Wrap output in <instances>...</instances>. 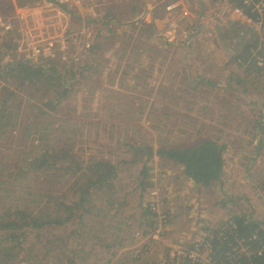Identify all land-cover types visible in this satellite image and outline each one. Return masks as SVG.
<instances>
[{
    "label": "rangeland",
    "instance_id": "1",
    "mask_svg": "<svg viewBox=\"0 0 264 264\" xmlns=\"http://www.w3.org/2000/svg\"><path fill=\"white\" fill-rule=\"evenodd\" d=\"M14 1L18 5L19 0ZM172 1L176 0L160 3L165 6ZM177 1L172 20L157 28L161 34L156 36V43L150 40V29L138 22L141 17L136 20L146 12L141 8L134 23L123 19L120 26L110 25L112 32L101 29L97 39V28L101 26L86 22L91 10L73 9L71 13L60 8L58 14L53 6L48 7L51 2L47 0L30 3L36 7L33 18L21 24L20 34L30 37L31 42L20 44L19 51L34 59L42 53L59 54L70 64L79 57L85 59L84 49L95 40L98 42L99 49L93 51L88 67L81 71L85 74L80 78L81 89L73 96L71 118L77 125V146L85 156H100L117 163L131 159L129 147L134 145L183 148L210 139L226 146L224 174L209 187L195 185L180 165L154 157L147 161L153 187L141 195L135 177L145 159L134 165L120 162L118 185L126 204L110 224L123 221L124 241L112 257L108 252L99 253L96 257L103 259L98 264H106L108 259L112 264L123 254L130 259L139 256L138 261L130 260L128 264H172V254L189 250L194 243H204L214 229L225 226L234 214L250 215L264 222V141L258 154L246 160L248 152L254 153L259 141L264 140L258 130L264 97L255 94L260 86L264 90V76L258 83L254 74L246 75L245 67L238 68L233 63L235 50L257 35L232 10L225 14L224 0L215 6L212 3L201 13L196 2L192 12L186 13V2ZM11 2L0 0V18L11 16ZM156 3L159 2L98 0L91 5L97 18L108 6L120 15L128 13L134 4L137 9L142 4L144 9ZM184 20L186 25H179ZM173 21L176 27L167 29ZM76 34L77 39L73 38ZM4 39L12 43L0 27V40ZM11 47L15 48L12 44ZM184 49L190 56L186 60ZM185 71L194 88L181 84ZM229 72L244 76L246 83L259 85L248 86L254 90L250 94H239V90L227 85ZM229 88L232 92L224 91ZM245 100L255 103L257 109ZM6 145L0 143V153L11 151ZM147 204L156 217L144 221L142 207ZM126 222L131 223L130 228ZM144 230L147 233L143 235ZM113 231L111 228L109 232ZM201 253L208 257L206 247Z\"/></svg>",
    "mask_w": 264,
    "mask_h": 264
},
{
    "label": "trees",
    "instance_id": "2",
    "mask_svg": "<svg viewBox=\"0 0 264 264\" xmlns=\"http://www.w3.org/2000/svg\"><path fill=\"white\" fill-rule=\"evenodd\" d=\"M35 1L19 0L18 5ZM230 3L242 6L241 0ZM136 7L134 4L128 13L118 15L108 6L100 17L86 22L101 26L97 28V39L101 29L112 32V20L113 26H120L123 19L133 21L141 6ZM61 8L74 13L66 6ZM245 11L246 16L252 15ZM139 23L150 29L147 22ZM258 39L256 36L239 46L233 63L245 67L246 75L254 74V81L259 83L264 76V62L258 65L256 57L264 51V42ZM95 49H99L97 40L84 49L85 59L79 57L68 64L59 54L42 53L31 58L27 52L12 49L9 41L0 40V143L12 148L0 153V264H98L103 259L96 257L99 253L116 255V248H121L124 241L123 221L115 220L114 225L110 221L126 204L118 185L120 162L134 165L145 159L135 177L141 195L153 187L147 161L154 157L180 165L184 174L202 187L219 182L224 174L226 146L210 139L183 148L130 146L132 156L126 162L85 156L77 146V125L71 115L73 96L81 89L80 78L85 77L81 71L88 67ZM229 74L227 85L244 96L253 90L248 86L259 85L246 83L244 76L235 72ZM181 84L195 87L187 72ZM261 87L256 90L257 97H264ZM230 88L224 91L232 92ZM245 101L257 109L254 102ZM260 111L258 127L264 134V112ZM263 141L254 153L248 152L247 161L258 154ZM148 217H156L149 204L142 207L141 213L144 221ZM228 221L205 239L210 243L208 256L213 264H264V222L242 214H234ZM125 225L131 227L129 222ZM111 228L113 232H109ZM146 233L144 230L143 235ZM176 259L171 258V263L203 264L183 257ZM130 260L138 261L139 256L130 259L123 254L112 264H128ZM110 262L108 259L106 264Z\"/></svg>",
    "mask_w": 264,
    "mask_h": 264
},
{
    "label": "built area",
    "instance_id": "3",
    "mask_svg": "<svg viewBox=\"0 0 264 264\" xmlns=\"http://www.w3.org/2000/svg\"><path fill=\"white\" fill-rule=\"evenodd\" d=\"M9 1V0H8ZM50 1L48 7L53 6L54 9L61 14V6H66L68 8H72L74 10H78L79 12H83L85 10H91L90 17L95 16V10L92 7L91 3H96L98 0H47ZM242 6H232V12L235 13L239 18H241L245 23L249 25V27L255 32V34L259 37L260 42H264V0H241ZM33 4H26L23 6L17 5V3L12 0L11 8L13 12L10 17L0 18V27L3 32L8 34L10 37L11 44L17 49L20 50V44L25 42H31L29 38H23V35L20 34L21 24L26 21V19L33 18V11H35L36 7L32 6ZM179 5V1H172L165 4L166 11H172L177 8ZM46 6V5H45ZM43 5V7H45ZM47 7V6H46ZM39 9V8H38ZM249 10L253 15L246 16V11ZM211 19L214 18L210 16ZM217 18V17H216ZM220 19V17H219ZM172 28L176 27L175 23L170 25ZM186 37V36H185ZM49 46H52V42H47ZM29 44V43H28ZM260 49V46H259ZM256 60L258 65H262L264 62V51L258 54ZM235 225L232 224V227ZM202 247H206V250H210V243L205 240V242L199 244L194 243L192 248L189 250H178L177 254H172L171 258L176 257L179 259L180 257L187 258L188 260L197 261L203 264H213L210 256L202 257L201 249ZM176 259V260H177Z\"/></svg>",
    "mask_w": 264,
    "mask_h": 264
},
{
    "label": "crops",
    "instance_id": "4",
    "mask_svg": "<svg viewBox=\"0 0 264 264\" xmlns=\"http://www.w3.org/2000/svg\"><path fill=\"white\" fill-rule=\"evenodd\" d=\"M155 1H157L159 3L153 4V6H147L144 9L142 7V4H140V6H141L140 8L142 9V11L146 10V12H142L143 13L142 16H138L136 18V20L138 21L139 17H141V19H140L141 21H145V22H147L149 24V27H150V35H149V37H150L151 42H154V43H156V40H157L156 36H159L161 34V33H159V29H157V28L160 25H165L166 22H168V20L170 18H173V14L176 12L175 10H172V12L171 11H166L165 6L163 5V3L162 2H161L162 4L160 3L161 0H155ZM219 1H222V0H184V2H186V7H185L186 10L185 11L188 10L186 13L192 12V10H191L192 5L196 2V5H198L199 11L201 13L202 11L205 10V8L207 6L212 5V3H213V5L214 4L216 5V3H218ZM224 1H226L225 2V6H224V8H225L224 11H225V14H227V12H231L230 10H232V6H234V5L232 3H230V0H224ZM181 5H182V8L184 10L183 3ZM95 16H96V14H95ZM95 16H93V17L91 16V18H95ZM184 19H186V17ZM170 20H172V19H170ZM170 20H169V22H170ZM172 23H174V21ZM185 23L186 22L184 20V21H181L179 25L182 24L183 26H185L186 25ZM140 24H142V23H140ZM170 24L169 23L167 24L168 25V27L166 26L167 29L170 27ZM110 25H111V27H113V22H110ZM198 28H200V25H197L196 29L198 30ZM185 36L187 37L188 35L185 34ZM188 38H190V36ZM258 41H259V39H258ZM192 43H193V41H192ZM186 52L188 54V49H187ZM189 57H190L189 54H188V56H186V55L184 56L185 60L188 59Z\"/></svg>",
    "mask_w": 264,
    "mask_h": 264
},
{
    "label": "water",
    "instance_id": "5",
    "mask_svg": "<svg viewBox=\"0 0 264 264\" xmlns=\"http://www.w3.org/2000/svg\"><path fill=\"white\" fill-rule=\"evenodd\" d=\"M258 130H259V128H258Z\"/></svg>",
    "mask_w": 264,
    "mask_h": 264
}]
</instances>
